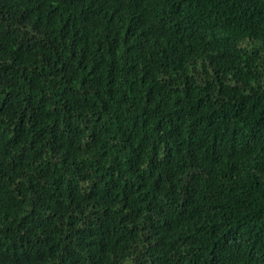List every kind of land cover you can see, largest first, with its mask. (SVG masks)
I'll return each instance as SVG.
<instances>
[{
  "label": "trees",
  "instance_id": "trees-1",
  "mask_svg": "<svg viewBox=\"0 0 264 264\" xmlns=\"http://www.w3.org/2000/svg\"><path fill=\"white\" fill-rule=\"evenodd\" d=\"M0 264H264V0H0Z\"/></svg>",
  "mask_w": 264,
  "mask_h": 264
},
{
  "label": "clouds",
  "instance_id": "clouds-1",
  "mask_svg": "<svg viewBox=\"0 0 264 264\" xmlns=\"http://www.w3.org/2000/svg\"><path fill=\"white\" fill-rule=\"evenodd\" d=\"M110 182V180H108Z\"/></svg>",
  "mask_w": 264,
  "mask_h": 264
}]
</instances>
